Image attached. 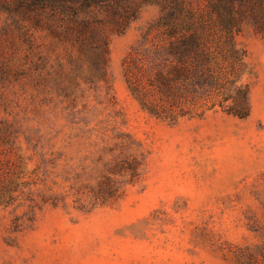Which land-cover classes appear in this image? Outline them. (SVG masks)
<instances>
[{
	"label": "rangeland",
	"instance_id": "rangeland-1",
	"mask_svg": "<svg viewBox=\"0 0 264 264\" xmlns=\"http://www.w3.org/2000/svg\"><path fill=\"white\" fill-rule=\"evenodd\" d=\"M158 13L145 6L111 34L106 80L31 86L8 110L0 99V126L13 122L0 143V193L11 195L0 264H264V34L247 24L235 38L246 114L218 97L161 117L127 72Z\"/></svg>",
	"mask_w": 264,
	"mask_h": 264
},
{
	"label": "trees",
	"instance_id": "trees-1",
	"mask_svg": "<svg viewBox=\"0 0 264 264\" xmlns=\"http://www.w3.org/2000/svg\"><path fill=\"white\" fill-rule=\"evenodd\" d=\"M150 5L158 7V16L130 55L127 70L143 106L172 117L232 97L228 110L246 114L247 90L231 78L234 64L244 57L235 38L247 24L264 34V0H0L4 110L27 96L31 86L47 94L53 84L67 93L70 87L62 84L66 76L74 83L106 80L111 34L126 30ZM144 82L152 90H145ZM11 88H16L13 97L6 94ZM149 92L155 95L152 101ZM32 97L34 101L36 94ZM12 124L4 119L0 143L12 138ZM12 190L8 187L6 193ZM8 195L0 193V204L10 202Z\"/></svg>",
	"mask_w": 264,
	"mask_h": 264
}]
</instances>
